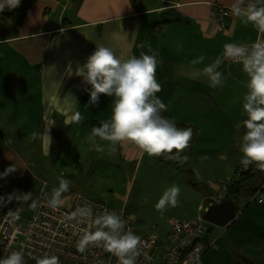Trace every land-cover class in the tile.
Wrapping results in <instances>:
<instances>
[{"label": "crops", "instance_id": "0c3cea01", "mask_svg": "<svg viewBox=\"0 0 264 264\" xmlns=\"http://www.w3.org/2000/svg\"><path fill=\"white\" fill-rule=\"evenodd\" d=\"M234 2L39 0L21 27L4 18L6 8L0 12V106L7 104L14 115L13 109L17 107H13V102H18L17 85L21 82L26 84L24 74L37 70L40 84L36 105L40 114L38 124H44L43 133L50 130L51 139H54L59 124L62 125V131L92 132L93 126H101V121L111 119L115 98L101 94L96 104L90 103V92L86 89L91 86L75 74L78 67L87 61L96 45L109 47L117 57L126 60L132 56L138 57L141 52L151 55L148 50L150 44L158 60L156 79L162 86V91L156 95L169 108L178 105L179 109L193 108L198 114H203L199 121L182 120L176 117L178 113L168 109L167 118L178 128L193 129L192 144L200 139L207 124L211 128L206 131L214 128L230 130L233 135L229 142L231 148L237 141L238 134L235 133L246 131L243 127L239 131L235 128L236 123L247 118L242 104L248 77L242 64L224 59L218 69L223 73V84L215 88L210 87L205 75L192 79L190 73L193 70L202 71L217 57H222L225 43L250 45L258 37L264 39V34L258 33L251 24L244 25L240 18L232 15L230 9ZM246 3L247 0L244 6ZM218 8L230 12L229 18L225 20L226 31L219 30ZM199 56L205 57L203 63L192 65L191 61ZM10 110L0 113L10 114ZM77 113L82 117L79 122L74 119ZM22 123L31 124V121ZM20 124L8 130L16 132ZM21 137L16 135L18 139ZM81 138L83 136H70L71 140L75 139L76 147L89 148L92 145L85 144ZM120 146V157L124 161L142 159L144 152L135 143L124 141L120 142ZM195 151L190 146L196 161L192 163L193 171L197 173V168L198 172L208 168L202 165L208 161L199 160V153ZM233 157L230 159L237 177V172L243 166L236 167L234 160L237 156L234 154ZM199 165L203 166L200 171ZM207 180L210 194L203 200L208 205H200L199 210H206L213 205L214 198L228 185L221 187L211 177ZM242 197L244 195L235 201L239 208L231 224L237 227L232 236L233 246L241 252L243 264H264V204L250 202L248 196L242 213ZM239 217H243L242 221Z\"/></svg>", "mask_w": 264, "mask_h": 264}, {"label": "rangeland", "instance_id": "374dc122", "mask_svg": "<svg viewBox=\"0 0 264 264\" xmlns=\"http://www.w3.org/2000/svg\"><path fill=\"white\" fill-rule=\"evenodd\" d=\"M24 76L26 84L21 82L17 85L18 102H13V107H17L13 109L15 114H12L7 104L0 106V111L10 110V114L0 113V174L9 167L15 169L7 176H0V193L8 201L22 205L19 219L23 225L34 213L35 209L30 207L32 201L38 202L50 197L52 190L59 186L58 178L63 176L71 182L69 190L62 195L63 207L72 206L78 197H86L98 203L107 202L125 210L138 236L156 233L164 237L169 229L166 224L169 218L190 222L204 215V210H199V206L208 205L203 200L210 194L207 179L211 177L221 187L229 184L236 177L230 159L234 158V154L237 156L234 160L236 167L242 166L240 160L243 154L239 150V142L244 132L235 133L238 134L237 141L230 148L229 142L233 139L230 130L214 128L206 131L211 128L209 124L203 128L200 141L190 143L191 148L194 147L195 152L199 153L198 159L209 162L202 163L208 166L203 170V166L199 165L201 172L197 168V173L193 171L192 163L195 158L190 152V146L182 153V156H188V161L179 167H171L161 163L158 157H149L145 152L141 160L137 158L135 162H126L120 157V143L116 145V151L110 153L108 141L99 137L89 139L91 132L62 131L61 124L51 141L45 142L41 136L33 139L32 133L42 135L44 127V124H38L40 114L36 105L40 82L37 70ZM179 108L178 105L170 108L167 106V110L175 111L178 113L176 117L182 120L199 121L203 117V114H198L193 108ZM162 113L167 117V111ZM24 121H31V124L22 123ZM16 124H20L16 132L8 130ZM16 135L22 137L18 139ZM72 135L83 136L86 140L81 138L82 142L99 144L104 151H95L92 145L89 148L76 147L75 139H70ZM81 149L85 152L80 151ZM173 184L180 187V203L177 207L169 206L161 213L156 210L155 205ZM28 193L31 195L27 201L19 197ZM247 197H242V213ZM239 218L242 221L243 217ZM236 229L231 224L225 228L213 226L212 232L203 241L206 245L214 241V245L202 258L203 264H243L241 252L233 246L232 236Z\"/></svg>", "mask_w": 264, "mask_h": 264}, {"label": "clouds", "instance_id": "9594fccd", "mask_svg": "<svg viewBox=\"0 0 264 264\" xmlns=\"http://www.w3.org/2000/svg\"><path fill=\"white\" fill-rule=\"evenodd\" d=\"M20 4L21 0H0V12L6 8H18ZM244 5L245 0H235L230 9L232 15L240 18L244 25L251 24L258 33L264 34V0H247ZM223 48L222 57H217L202 71L193 70L190 77L197 79L203 74L208 78L210 87L215 88L223 84V73L218 69L224 59L242 64L248 81L242 104L247 118L235 124L237 131L241 127L246 129L239 142V150L243 154L240 163L245 169L255 164L258 170L264 171V39L258 37L250 45L225 43ZM148 50L151 55L141 52L138 57L121 60L113 49L96 45L87 61L78 67L75 74L91 86L86 89L90 92V103L96 104L101 94L115 98L111 119L101 121V126H93L89 139L99 137L108 141L110 153L116 151L118 143L131 141L149 157L164 156L166 160L183 164L189 158L181 153L190 146L193 129L178 128L172 120L161 115L167 111V105L156 95L162 91L156 79L158 60L150 44ZM204 59V56H199L191 64L203 63ZM74 119L79 122L82 117L77 113ZM38 136L45 142L51 140L50 130L42 135L32 133L33 139ZM93 149L104 151L101 145L95 143ZM13 171L14 167H9L0 176H7ZM58 179L59 186L47 198V206L53 210L63 204L62 195L69 190L71 183L63 176ZM179 194V185L173 184L156 203V210L163 213L169 206L177 207L180 203ZM30 195L28 193L19 197L27 201ZM30 207L36 209L38 202L33 200ZM69 219L80 223L90 221L77 241L79 252L83 253L89 245H102L105 251L117 258V264H137L141 237L130 230L125 231L126 221L115 211L105 209L102 214L93 216L92 206L85 204L77 207ZM0 264H25L24 255L20 251H12L0 258ZM36 264H60V261L55 255H44L36 258Z\"/></svg>", "mask_w": 264, "mask_h": 264}, {"label": "built area", "instance_id": "2783aa9c", "mask_svg": "<svg viewBox=\"0 0 264 264\" xmlns=\"http://www.w3.org/2000/svg\"><path fill=\"white\" fill-rule=\"evenodd\" d=\"M217 11L219 30L226 31L225 20L230 12L224 8ZM226 193L227 186L213 203L224 201ZM0 198V258L12 251H20L25 264H36V258L44 255L57 256L60 264H117V258L105 251L102 245H89L83 253L77 250V241L90 221L80 223L69 217L77 207L85 204L92 206L93 216L102 214L105 209L115 211L126 221L125 231L138 235L125 210L107 202L98 203L78 197L72 206L66 208L61 205L53 210L47 206V199L38 200V207L23 225L19 219L22 205L8 201L2 193ZM250 202L264 204V183L253 192ZM166 224L169 229L164 237L156 233L140 236L142 245L137 264H203V256L214 245V241L209 245L203 242L213 225L206 222L203 215L190 222L169 218Z\"/></svg>", "mask_w": 264, "mask_h": 264}, {"label": "trees", "instance_id": "16d2710c", "mask_svg": "<svg viewBox=\"0 0 264 264\" xmlns=\"http://www.w3.org/2000/svg\"><path fill=\"white\" fill-rule=\"evenodd\" d=\"M38 1L39 0H21V4L18 8L12 10L6 9L3 16L6 20L11 21L14 25L21 27L24 24L29 11ZM161 115L164 116L162 113ZM158 160L168 166L181 165V163L178 161L166 160L164 156L158 157ZM263 183L264 171L258 170L255 164L250 165L248 169L242 167L237 172V177L227 185L226 197L233 201H237L242 195L251 196L253 192L257 190ZM212 228L213 226L211 227V230Z\"/></svg>", "mask_w": 264, "mask_h": 264}, {"label": "water", "instance_id": "95a60500", "mask_svg": "<svg viewBox=\"0 0 264 264\" xmlns=\"http://www.w3.org/2000/svg\"><path fill=\"white\" fill-rule=\"evenodd\" d=\"M238 204L226 198L219 204L210 206L204 213L203 218L209 224L225 228L232 224L238 214Z\"/></svg>", "mask_w": 264, "mask_h": 264}, {"label": "bare ground", "instance_id": "6f19581e", "mask_svg": "<svg viewBox=\"0 0 264 264\" xmlns=\"http://www.w3.org/2000/svg\"><path fill=\"white\" fill-rule=\"evenodd\" d=\"M227 198V197H226ZM219 204V203H218ZM214 205V204H213ZM212 206V205H211Z\"/></svg>", "mask_w": 264, "mask_h": 264}]
</instances>
